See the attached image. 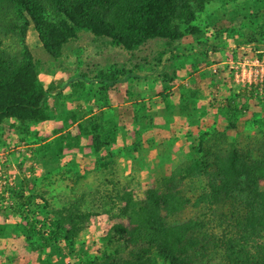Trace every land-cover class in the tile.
<instances>
[{
    "label": "trees",
    "instance_id": "trees-1",
    "mask_svg": "<svg viewBox=\"0 0 264 264\" xmlns=\"http://www.w3.org/2000/svg\"><path fill=\"white\" fill-rule=\"evenodd\" d=\"M214 1L0 0V145L5 144V125L31 137L37 133L34 125L50 120L45 102L56 89L46 87L39 78V64L27 43L30 27L54 58L61 56L64 45L81 30L134 51L148 40L164 39L171 45L186 35L202 38L210 29L214 38L221 37L227 28L210 21L196 23L199 14ZM255 1L264 8V0ZM5 16L9 21L3 24ZM201 40L206 42L205 37ZM205 46L212 52L223 47L219 43ZM208 51L204 48L193 53L201 56L199 63L193 57L185 58L186 66L196 70L206 64ZM164 53L160 51L154 59L161 63ZM172 56L178 55L172 52ZM131 74L125 67L100 71L96 78L104 86L98 89L99 101L102 109L109 110L99 114L73 110L62 116L61 125L53 129L52 143L43 148L42 157L53 165L66 151L91 149L106 176L95 185L88 209L82 211L83 200L73 195L61 208L51 209L44 193H25L23 182L14 190L16 231L28 249L38 252L40 264H64L60 242L72 247L90 218L105 213L111 225L99 238L97 253L82 264H264L263 138L256 141L258 157L252 158L249 150L237 149L226 137L206 140L207 132H200L198 142L190 147L195 156L177 164L142 197L132 189V175L121 180L117 173L122 170H110L115 152L119 156L143 151L145 130L158 126L154 123L158 114L146 117L141 112L155 108L147 102L132 105L131 130L111 113L108 89L112 90L121 77L131 79ZM176 76L175 71L172 75L164 73L169 81ZM246 95L243 89L226 99L222 108L226 129H235L239 115L248 110ZM178 99L183 113L195 100ZM166 115L160 114L165 121ZM85 136L90 141L84 144Z\"/></svg>",
    "mask_w": 264,
    "mask_h": 264
},
{
    "label": "rangeland",
    "instance_id": "rangeland-1",
    "mask_svg": "<svg viewBox=\"0 0 264 264\" xmlns=\"http://www.w3.org/2000/svg\"><path fill=\"white\" fill-rule=\"evenodd\" d=\"M7 17H3V24L9 21ZM206 21L227 30L221 37L214 38V31L210 29L205 33V43L199 42L204 37H198V40L186 35L171 45H167L164 39L148 40L134 51L112 45L106 37H96L90 31L81 30L76 38L64 45L59 58L52 57L45 50L36 31L30 27L27 43L39 64V78L46 87L53 86L56 92L45 102L50 120L33 126L36 136L24 135L7 125L2 131L5 144L0 145V264H40L38 252L29 250L16 231L17 218L12 214L17 207L13 199L14 190L20 187L21 182L25 193L30 190L44 193L51 209L61 208L72 195L83 200L82 211L91 206V193L106 176L105 170L95 163L91 149L66 151L57 157L58 162L54 165L46 162L42 155L43 148L52 143L53 129L61 125L62 116L73 110L96 114L109 110L108 107L102 109L99 101L98 89L100 85L104 86L100 84V78H96L100 71H107L110 67H125L132 71L131 79L121 77L112 85V90L108 89V105L118 122H125L129 115H133L134 102L143 101L155 107L141 111L146 117L158 114L154 123L157 118L159 125L156 123V127L161 133L145 138L156 144V155L148 150L143 159L139 154H133L134 159H127L133 160L136 166L128 170L124 162L126 155L118 156L115 152L110 166L111 171L122 170H116L121 180L125 175L133 176L132 189L139 197L146 189L157 186L158 181L170 174L177 164L195 156L190 147L198 142L200 132H207L206 140L226 137L237 149L249 150L252 158L258 157L256 141L264 139V121L257 123L256 120L264 119V76L262 81L259 78L257 84L250 86L248 82H242V77L247 79L250 73L248 67L257 60L264 67V8L255 0H216L199 14L196 23L205 24ZM211 43H219L223 46L222 50L212 52L211 47L205 46ZM204 48L209 50L207 63L196 70L186 66L187 57H193L197 63L202 62L201 56L193 53H199ZM163 50L165 53L161 63H158L154 58ZM172 52L178 56L172 58ZM242 62L246 63L245 71L240 69ZM173 71L177 74L173 80L164 78V73L172 75ZM243 89H246L248 110L239 115L235 129H226L227 120L222 108L226 99ZM126 92L130 94L126 95ZM178 97L195 98L193 103H188L190 110L186 113L180 111ZM163 113H167L166 121L160 116ZM121 137L118 136V139ZM34 141L38 143H32ZM82 141L88 143L90 137L85 136ZM153 144L146 143L151 149ZM38 200L41 202L42 199ZM110 225L111 221L105 213L93 215L72 247L61 241L64 264L86 263L91 254L97 253L101 245L99 238ZM203 264L219 263L211 261Z\"/></svg>",
    "mask_w": 264,
    "mask_h": 264
},
{
    "label": "crops",
    "instance_id": "crops-1",
    "mask_svg": "<svg viewBox=\"0 0 264 264\" xmlns=\"http://www.w3.org/2000/svg\"><path fill=\"white\" fill-rule=\"evenodd\" d=\"M120 94V93H119ZM123 94H125V92H123ZM111 98V97H110ZM122 106V105H121ZM127 116H128V112H127ZM130 117H128V118H126V121L124 122L125 123V125H126V127H127V129L128 130H131V128H132V124L131 125H129L130 123H132V115H129ZM155 123H159L158 121H157V118H155ZM159 125V124H158ZM156 132H159V133H161V130L160 129H158L156 126H154V127H148L146 130H145V133L143 134V136H142V149H143V151H141V152H133V153H130V154H126V157H124L125 159H124V162H126L127 163V168H128V170H130V167H132V168H134L135 166H136V164L134 163V161L133 160H130V159H127V158H132V159H134V157H133V154H139V156L143 159L144 158V156H146L145 154H146V152H147V150L149 151V153H153L154 155H156V149L157 148H154V147H156V144L154 143H152L151 141L149 142V141H147L146 139H149V137L151 136H153V134L154 133H156ZM161 135V134H160ZM146 138V139H145ZM148 143V144H153V149H151V146L150 145H146V143ZM155 142V141H154ZM151 149V150H150ZM132 154V155H131ZM148 155V154H147ZM154 159H156V157L154 158ZM123 166V165H122Z\"/></svg>",
    "mask_w": 264,
    "mask_h": 264
},
{
    "label": "built area",
    "instance_id": "built-area-1",
    "mask_svg": "<svg viewBox=\"0 0 264 264\" xmlns=\"http://www.w3.org/2000/svg\"><path fill=\"white\" fill-rule=\"evenodd\" d=\"M245 64L244 62L241 63V65H239L241 68V70L245 71L246 68H245ZM250 69V73L249 75L247 76V79H244L242 77V82L246 83L248 82V86H250L252 83H256V80H259L260 78V81H262V77L264 76V67L262 65L261 62H259L257 60L256 63H253V65L249 66L248 67ZM237 75H238V72H237Z\"/></svg>",
    "mask_w": 264,
    "mask_h": 264
}]
</instances>
